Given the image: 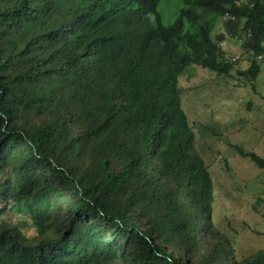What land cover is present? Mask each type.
Wrapping results in <instances>:
<instances>
[{
  "label": "trees",
  "instance_id": "obj_1",
  "mask_svg": "<svg viewBox=\"0 0 264 264\" xmlns=\"http://www.w3.org/2000/svg\"><path fill=\"white\" fill-rule=\"evenodd\" d=\"M263 55L264 0H0V216L37 232L1 221L0 264H264L215 226L179 87L195 65L255 87Z\"/></svg>",
  "mask_w": 264,
  "mask_h": 264
},
{
  "label": "rangeland",
  "instance_id": "obj_2",
  "mask_svg": "<svg viewBox=\"0 0 264 264\" xmlns=\"http://www.w3.org/2000/svg\"><path fill=\"white\" fill-rule=\"evenodd\" d=\"M179 3H170L166 11V4H161L165 23L173 21ZM210 20L213 35L223 32L221 16ZM223 42L225 56L238 60L236 69H246L255 58L237 37ZM257 59L261 72L255 87L236 69L219 75L198 65L188 67L179 84L195 147L212 176L215 226L229 237L238 260L264 248V170L234 148L239 145L264 155V55ZM1 221L16 223L29 237L37 233L25 213L9 209Z\"/></svg>",
  "mask_w": 264,
  "mask_h": 264
},
{
  "label": "built area",
  "instance_id": "obj_3",
  "mask_svg": "<svg viewBox=\"0 0 264 264\" xmlns=\"http://www.w3.org/2000/svg\"><path fill=\"white\" fill-rule=\"evenodd\" d=\"M223 44H224V42H223ZM223 44H222V45H223Z\"/></svg>",
  "mask_w": 264,
  "mask_h": 264
}]
</instances>
